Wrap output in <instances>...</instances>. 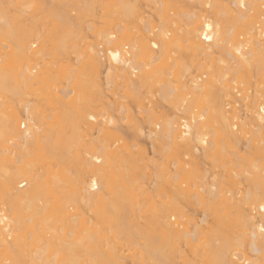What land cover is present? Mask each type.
<instances>
[{
	"label": "bare ground",
	"instance_id": "6f19581e",
	"mask_svg": "<svg viewBox=\"0 0 264 264\" xmlns=\"http://www.w3.org/2000/svg\"><path fill=\"white\" fill-rule=\"evenodd\" d=\"M10 1L12 2L11 4H13V1H15V0H10ZM88 1H91V0H88ZM100 1H101L100 6L102 8L108 7V9H109V7H111V9L109 11L114 16V20H115V18L117 20V21L113 22V25L111 27L112 32L109 30V32L106 31L107 33H103L104 34L103 38L100 37L102 40L99 39V40H101V42L99 41L100 43H98L99 45L100 44L103 45L105 43V45L107 47L109 46L105 50L103 47V48H101L102 49L101 51L98 50V52H97V58L101 61L100 62L98 60V62L100 64V69L102 66H105V71H104L105 74L103 75L104 78L102 80L105 79L104 85L107 88V90L113 92V94H114L117 91L114 92L113 89L116 87L115 90H117L119 87V88H121V89H118L120 91L123 90L126 92H134V93L137 92V93H139L138 91H141V89L143 87L144 88L152 87V86H150V84L151 85L154 84V83H152L153 81L154 82H157V80L162 81L163 79L165 80L166 78H168L170 76V77H172V79L174 78L177 81H179L181 86L180 87L178 86V88L176 87L178 89V91L176 92L177 89L176 88H175L176 90L174 89L175 86L173 85L174 86L173 87L171 85L172 82H170V80L168 78L167 80H165L164 84L161 83L162 85H164L163 87H165V86L168 87V89L166 91L167 93L162 92V91H164L163 89H161V91L158 90L159 91L158 92L159 100L161 98V101H163V100L167 101L166 98H168V95L174 97L175 96L174 94L177 93V95H178V92L181 90L182 93L179 92V95H178L180 97H178L176 95L179 99L180 98L181 99L179 100L177 98L179 100V102H177V103H179V104H178V106L174 107L175 108L174 112L175 113L179 112L180 115L182 114L183 116H184V114H185V116L187 114L189 116V117H187V119L188 118L189 119L188 120L182 119L181 116H178L177 114L172 113L173 114L172 117H170L169 119L167 118L166 121L164 119L165 122L162 121V122H164L163 123L164 130L162 132V129H163L161 127L162 122L160 121L161 122L160 123L158 120H156L157 113L155 112V114H156L155 115L153 112L154 110H152V108H154L155 106L152 107L151 105L150 106L152 108H150V106L147 107L145 105H141V107L139 108V110L136 114H134V113L129 114V112L132 110H130L129 112L128 111H122L121 113L123 116L122 115L120 116L119 115L120 113L117 114V112L115 111L116 112L115 115L117 114L116 116H118L117 117L118 119H114V117H112L113 113L110 114V115H112V116H110L109 114L107 115L106 113L101 112L103 114L102 115L100 113V115H102V118H100L101 120L99 119V121H97V118H95L96 116L92 115L93 113L92 114L90 113L89 115L86 114L88 116H86L87 118L84 120L88 126H91L90 128H92L94 124H97V128L94 129L95 133L97 135L100 133H101V136H102V133H103V136L105 134H106V136L108 134H110V135L111 134L113 135L114 133L117 134L121 129V126L119 123H122L121 121H123V120H126L128 125L133 124L132 125L133 130L137 131V134L139 133V135H140L143 133L142 132V125H139L140 120L137 119V116L139 114H140L139 116H141V115L143 116V114L144 115L146 114L147 117L146 116L143 117L144 120L146 119V122L144 121V123L145 124L148 123L147 124L148 127L149 126L153 127L152 129L149 127L148 130L150 129V131H148V134H146L147 138L151 142L152 149L155 148L154 142H157V141L159 142V140H161L162 144L164 142V146H163V148L161 146V148L165 152L172 149L171 148L172 146H174V148L177 149L178 146H175V145H177L179 142V144L181 143V145L183 144V146H182V148L180 147L181 149L179 151L178 150L177 151L179 152L180 156L182 155V158H183V156L188 158L187 157L188 154H190V156H192V157L193 156L198 157L199 155L200 156L203 155L205 158H208L207 154L209 156H211L212 155V154H210L211 150L213 153V151H215L217 149V147H218L217 145H219L220 142H223L224 145L225 144L226 145L228 144V146L231 145L229 147H232L233 152H234V156L235 157L239 156V157H236L235 161L241 162V160H237V159H240L242 157V156L240 157V155H239L240 152L239 153L237 152L238 153L237 154V153H235V151H237L241 148H242L241 150L244 151L243 148L246 149L248 147L250 149V146L251 147H253L254 145L257 146L256 143L258 144L260 141L259 144H261V147H259V146H257V147H258V149L261 148L260 149V151H262L261 154L264 153V138H263L262 134H260V133L264 132L262 129V128H264V92L262 91V90H264V88H262L260 90V87L257 86V85L260 86L261 85L260 83H258L256 86L254 85L255 86L254 90H256L258 93L261 92L260 94L255 95L257 92L254 91L253 94L256 92L254 94L256 97L252 96L253 94L249 93L250 91L247 93L241 94L242 89H241L240 85L242 83H241V81H237L238 79H241V76L246 78L244 76V74H246V76H248V77H252V74H253L256 77L255 80L252 78L254 80V84L257 83V81H256L257 77H258V79H264V0H228L227 3L224 2L225 6L221 4L222 1H220V0H219L220 1L219 4H221V6L218 5L216 3V1L211 2L209 0H170V2H172L173 4H176V5H173V8L177 9L176 13H178V14L173 13V15H176L177 17L179 16L178 18L174 19L175 17L172 18V16L170 17V15H168L169 13L164 12L166 15H168L170 20L168 19V17L166 15H164V17L161 15H158V17L156 18L157 19L156 25L153 24L154 26H152L151 25L152 23L150 24V23H147L145 21H142V23L143 22L144 23L141 26L139 25V28H135V27L131 28L130 26L127 27V25H126V23L128 22V19L132 15V13L130 12V10H132V9H130L131 5H129V3L127 4V1L126 2L124 0H100ZM166 1L168 2V0H166ZM85 2H86V0H85ZM170 2H168V3L170 4ZM162 3H163V1L160 0L159 5L157 4L158 7H160V9L162 7L161 6ZM7 4H8V2L6 0H0V36L5 38L6 39L5 41H7V42H5L6 44L2 43V45L7 50H10V49L12 50V48H13L12 52L3 51L2 49L0 51V200H1L0 201L1 202V206H0V248L2 249V251L0 250L1 251L0 252V264H63L64 262L61 263L62 261L57 257V255H51L53 253H50V252H49L50 254H48V250H46L44 247L43 248L42 247L41 248L35 247L34 249L29 250V251L24 250V246L27 243L26 240L33 239L34 238L33 235H34L35 231L40 226H44V224L47 223L48 220L49 221L52 220V221L48 222L49 226L50 225L53 226L54 224L57 225L59 223L58 227L60 229H61V226H64L66 224H68V225L72 224L71 229L76 228L78 225L84 224V222H86V224H90L91 223L90 218H87L86 220L83 219L84 220L83 222L80 220L81 222H79L78 221L79 216H77V214H74L73 212L71 213L70 204H72V203L78 204L79 202L85 203V205H88V206L95 205V203L101 204L100 197L102 198L105 195V194L103 195L101 190L104 189V187H107L108 190L111 188H112L111 190H113V187L116 186L114 184L115 182L114 181L112 182V180H114V179H112L113 171L116 168L120 167V165L121 166H126V165L128 166L129 165L130 168L133 165V167L135 168L136 166L134 164L136 161H138V159L141 160V163H143V161H142L141 156L138 159L136 158V161L134 160L135 158H133L134 162L131 161L132 160L131 158H130L131 160H128L129 157H128V159L124 158L125 155L122 157V155L125 153L122 154L119 151V153L122 154V155H119L118 150L116 151L115 148H114L115 149L114 151H112V149L109 150V148H112V147H110L111 145H109V144L103 145V144H101L102 142L100 140H99L100 143L98 141V144H97L99 146H96L97 149H95V150H97V153L95 151L94 152L95 154L89 155L90 153L86 152V150L88 151V149L84 150L85 148H83V147H85V144L83 143L84 141L82 140L84 137L82 136V138H81V136L79 134L80 131L77 134L76 133L73 134L75 131L76 132L78 131V128L75 131H73V130L76 128H73V130H71V131H73V133L71 132V135H70L71 137H68V139L66 141L64 140L66 138H64L62 140L64 143L61 141H60L61 143H58V140H61L60 136L56 135L57 125H59L58 119L60 117H63V116L65 118L67 117V119L70 117V115H69V117L67 116L68 108L70 109V111L73 109V111H75L74 114H76V112H77L76 115L78 116L79 111H76V110H78V109L81 110V106L83 108L84 106L87 105L86 104V102H87L86 97L89 96V92L93 87L89 86L90 81L88 82L83 77V75L81 73H78V71L76 69L72 68L70 70L71 73L68 74V76L65 79L66 83H65L64 87L59 91L61 96L63 95V100H62V98L59 99L58 97L57 98L55 97L56 99H54L55 95L53 93H56V92H52L53 91V90H51L52 87L50 86L51 87L50 88L47 85V79H45V78H47L46 76H48V77L51 76V74L47 75L48 70H45L47 62L44 63L45 65L42 64V62H44V60H45V57L50 56V54H49L50 52L49 51H48V53L43 52L42 49L45 50L44 46H43L44 48H41L40 52L37 51V52H34V54H32L33 52L31 53L29 51L32 47L36 46V45L34 46L35 42L41 41L39 35H36L34 37V39H33L34 41L32 43L29 42L30 43L29 45L26 44L27 46L25 48L23 47L24 44L21 45V43L19 41L20 39L19 38L17 39L15 37L16 36L15 33L16 32H23V31L20 30L21 28L17 29V28L10 26V24L6 21V18L2 15L7 10V8H5ZM213 4H214V9H215L214 12L215 13L212 11V7H213L212 5ZM216 4H217V6H215ZM128 5L130 7H128ZM218 7L219 8L222 7V9L220 8V10H219ZM152 8H154V7H152ZM160 9H158V10H160ZM151 10H153V9H151ZM170 10H172V8ZM153 12L154 11H152V13ZM174 12H175V10H174ZM224 13L225 14L228 13L226 15L230 16V17L228 16V18H230L229 19L230 21H234V19H235V21L233 22V25L236 22L235 24L236 25L238 24L239 27L241 26V28L242 27H244V29L246 28L247 31L245 34L242 33L243 34L242 35L240 33L243 37L245 35V39H243V37L241 38L239 33H238V36L236 35L237 33L233 34L235 27L232 26L229 29L228 28L226 29V27L224 26L226 23L223 24V22H225V21H222L223 17L224 18L227 17V16L225 17ZM252 13L255 14V17H252ZM140 14L141 13H139V15ZM61 15H63V14H61ZM134 15H136V18H138L137 14H135V12H134ZM128 16H129V18H128ZM147 16H150V15H147ZM165 16H166V18H165ZM140 17L143 18L142 15H140ZM231 17L232 18L234 17V18L232 19ZM68 18L69 17H67V19ZM136 18H134V19H136ZM148 18H146V19H148ZM250 18H252L253 21ZM56 19L57 20L59 19V21H61V22L63 20V18H56ZM166 21L168 22L167 25L170 23L171 24L169 26L165 25ZM148 22H150V21H148ZM62 23H61V25H62ZM129 23H130V21H129ZM58 24H60V23H58ZM178 24H180V25H178ZM256 24H259V25H256ZM61 25H60V27H61ZM88 29H90V27ZM132 32H133V34L134 33L137 34V32H140V34L136 35L134 37L133 35L131 36ZM175 32H177L176 33L177 35L174 34ZM148 33H151L152 35L150 36V34H149V36H148L147 35ZM180 33L184 34V37L185 36L187 37V38L185 37L183 40L187 39L186 42H188V44H189V46L187 44V47H190V50L194 53V54L191 53V54H193L192 57L195 56L196 59H197V57L200 58L199 60H197V61L195 60L193 62L195 65L193 70L191 68H187V67H189V66H186L187 63H186V65L184 63H181V64L179 63V65H178L176 63L177 62L176 59L174 61H172V59H171L170 63L167 62V59H168L167 56L169 55L168 53L171 52L170 49L174 45H176L175 42L179 38H181ZM174 35H176V36H174ZM128 39H129V41H128ZM181 39H179V40L182 42L183 40H181ZM46 42H47V40H46ZM102 42H104V43H102ZM125 42L126 43L129 42L130 45L128 47H126L127 45ZM37 43H39V42H37ZM40 43H42V42H40ZM43 43H44V41H43ZM247 44L249 46H247ZM99 47H102V46L100 45ZM129 47H130V51H125ZM28 51L30 52V55H28V53H29ZM46 51H47V48H46ZM103 51H104V53H103ZM15 55H18L21 57V58H18L17 61L21 62L20 59L23 60L21 63L18 62V65H14V62L16 60L13 61V58ZM102 56L104 58H102ZM171 56L172 55H170V57ZM189 56H190V54H189ZM162 57H163V59H161ZM164 57H166V59ZM30 58L31 59L35 58V61L38 60L39 62L33 63L34 67H30L29 66V62L31 61ZM47 59H50V58H47ZM75 60H77L76 62H78V58ZM39 63H40V65H39ZM183 64L185 65V68H184ZM180 65H182V66H180ZM190 67H193V65ZM52 68H53V66H52ZM33 69H36V70L38 69L39 71H36V73H35L34 72L35 70L32 71ZM14 71H16L17 75H14L15 74ZM100 72H101V70H100ZM193 72H194V74H193ZM136 74L138 76H136ZM132 76L136 80L133 79ZM248 77H247V80L250 79ZM17 78H20V80ZM204 79H205V81H204ZM94 81H93V83H95ZM248 81H250V80H248ZM250 82H249V84H250ZM115 83H117V84H115ZM235 84H237L236 86L238 87V89L235 86ZM95 85H97V83ZM113 86H115V87H113ZM90 87H91V89H90ZM160 87H161V85H160ZM263 87H264V85H263ZM111 88H112V90H111ZM152 88H151V90H152ZM252 88H253V86H252ZM157 89H159V88H157ZM150 92H152V91H150ZM150 92H149V94H150ZM154 92H156V90ZM165 93L167 94V96ZM239 93L241 95H239ZM155 94H154V97H155ZM119 95H118V97H120ZM144 95H146V93ZM150 95H152V94H150ZM115 96H117V95L115 94ZM124 96H126V95H124ZM164 96H166V97H164ZM200 96L201 97L204 96L206 98L207 97L212 98V97L216 96V98L218 97L217 98L218 99L217 100L218 105L214 107V106H212L213 105L212 104V105H210V107L209 106L204 107L206 103L204 105H203V103L204 102L208 103V101H206L205 100L206 98H205L204 102L203 103L201 102L204 108L201 110L200 113H197V115H196V113L195 114L192 113V110L193 109L195 110V107H196L195 105H198L200 103V102H198L200 100L199 99ZM111 97H113V96H111ZM123 97L121 96V98H123ZM137 97H139V95ZM137 97L135 96L134 98H137ZM146 97H147V95H146ZM51 98L54 99V101H55L54 104H57V105H54V106H56V108L51 107L52 109H50V114H53L55 111L57 112V109L60 112H58L56 114L54 113L53 115L49 114L47 116H45L46 115L45 114L44 117H42L43 115L40 114L37 110L38 107L36 108V106H35V104H36L35 101L38 102V101H42V99H43V100H46L47 104H48V103H50V101L53 102V99L51 100ZM197 98L199 100H197ZM47 99L49 100V102ZM123 99H126V98L124 97ZM64 100H66V102ZM141 100H143V99H141ZM147 100H148V98H147ZM114 101H116V100H114ZM135 102L137 103V100ZM141 102L142 101H139V103H141ZM155 102H153V103H155ZM19 103L21 104V105H19L20 109L18 107V110L16 108V109H14L16 111H14L12 109V105L15 106V105H18ZM108 104H111V103L109 102ZM108 104H107V106H109ZM111 106H109V108H111ZM120 106H122V105H120ZM123 106H125L124 103H123ZM137 106H138V104H137ZM66 109H67V114H66ZM106 109H108V108H106ZM120 110H122V108ZM127 110H129V108ZM110 111H112V110H110ZM127 112H128V114H127ZM64 113L66 114V116L64 115ZM58 114L60 115V117ZM74 114L72 113L73 116H74ZM81 114L82 113H80V115ZM72 115L70 118H72ZM179 118H181V119H179ZM183 118H185V117H183ZM138 120H139V122H138ZM72 121H73V119H72ZM94 121L95 122L97 121V122L95 123ZM141 121H143V120H141ZM156 121H157V123H156ZM69 122H71V119L69 120ZM81 122H83V121L81 120ZM92 122H94V124ZM127 123H126V125H127ZM142 123L143 122H141V124ZM42 126L43 127L45 126V128L43 129ZM155 127L158 130L161 128L162 133H159ZM214 127H216L217 129H215V130H218V131H215ZM203 129H206L207 132L211 131V137L212 136L214 137L213 141L207 140V138H206L207 135L205 132L202 131ZM92 130H91V132H92ZM46 131L49 132L47 135H45ZM216 132L217 133L219 132V134H216ZM137 134H135V135H137ZM257 134H259L262 137L256 136ZM57 136L60 139H58ZM86 136H88V135H86ZM254 136L258 137V139L260 138V140H258L256 138L257 141L255 143H253L254 144L253 145V144H251L252 141L256 140V139L252 140V137L254 138ZM89 137H90V135H89ZM111 137L112 136H110V138ZM112 138L114 139V137H112ZM161 138H163V139H161ZM261 138H263V139H261ZM208 139H209V137H208ZM108 140H110V139H108ZM158 142L155 143V145L158 144ZM85 143H87V142H85ZM213 143H214V145H213ZM115 144H116V142H115ZM118 144L116 145V147L118 146ZM59 145H60V147H59ZM112 146H114V142H113ZM255 146H254V148L256 150H258ZM57 147L61 148L60 152H58L59 154L62 153L60 156L57 153L53 152L54 148L56 149ZM131 147H128V149ZM159 147H160V144H159ZM213 147H215V148H213ZM157 149L160 151L159 148H157ZM41 150H46V152L48 153V156H50V157L53 156V157H51L53 159L54 158L56 159L58 157L57 159H59V160H57V159L56 160L58 161V163H60V164L62 163L63 165H64V158H65V165L64 166H66V167H68L70 165L69 163L71 161L69 162V160H73L74 162H71V163L72 164L74 163L73 164L74 166L70 165V167L72 168V166L73 167L76 166L78 168V165L79 166L82 165V163L80 164V160L82 159L81 161L83 162V165H85L84 166L85 168L82 167L83 166L82 165L79 167V169L82 170V168H84L82 171H83V173H85L84 174L85 177H83V176L82 177L85 179L84 180L81 179L82 180L81 181L80 179L77 180V177H75L76 180H75V178H73L74 181L71 180V182H70L69 177H71V176H70L69 169L65 170V171H67L66 174H64L60 170L50 169L48 174L46 173L47 178L45 176L46 180H43V181H45L43 183V181H40V180H42L40 178L41 177L43 178V176L38 177L37 176L38 173L36 175V169H34L33 166L30 165L32 163V160L34 158L38 157V154ZM122 150L123 149H121V151ZM252 150H250V151H252ZM260 151L256 152V154L259 153V155H257V156H259L257 159H261L260 157L264 156V155L263 156L260 155ZM79 152H81L80 154H83L82 158L80 157ZM152 152L154 154L157 151L156 152L152 151ZM165 152L162 153V155H164ZM181 152H183V153H181ZM247 152H249V150H247ZM228 153L230 156L229 151H228ZM71 154L74 156L72 157ZM69 155L73 159H71V157L69 159V157H68ZM86 155H87V157H86ZM140 155H143L144 156V157L142 156L143 159H146L145 153H143V154L141 153ZM246 155H248V153ZM249 155H250V153H249ZM65 156L68 158V160ZM119 156L126 159V160L122 159V161H121L119 159L120 160L119 161L117 159V157H119ZM245 156H243V157H245ZM204 157H202V158L205 159ZM231 157H233V156H231ZM235 157H233V158H235ZM226 158H227V154H226ZM61 159L63 161H61ZM116 159L119 161L118 162L119 164L116 163L117 162ZM169 159H170V157H169ZM228 159H230V158H228ZM179 160H180V158H179ZM112 162H115V164H118L119 166H117L115 168L113 166L114 163L112 164ZM131 162H133L132 165H131ZM170 162H171V160H170ZM184 162L185 161L183 160V164H184ZM230 162L233 163L234 160L232 159L231 161L228 162V164ZM240 162H234V163H236V165L237 164L239 165ZM193 163H195V162H193ZM170 164L173 165V167H170V168L174 169L175 171H174V173H172V174H174V176L171 177L173 179V181L171 180L170 177H168V176H167L168 178L166 177L167 180L170 178L169 180L172 181V182H170L168 180L170 183H167V184L170 186L171 183H173V185H174V183L177 182V184H176L177 186L174 185L175 187L171 184V186L174 187L173 191L177 194H175L174 197L172 196L173 198L171 199L172 200L171 202H168V203L161 202L163 206H162V212L160 214H162V215L159 214L160 216H157L158 218H156V220L158 222L157 228H156V230L152 231V233L149 234V236L147 237L148 238V240H147L148 252H151V255H154L156 257V260L158 261V263L159 264L165 263L164 259H168L167 255L169 253L173 254V255L177 254V253H175L177 248L175 249V247H174L177 244L178 245L181 243L182 244H190V243L193 244V242H195L196 244L194 243L193 245H195V247H197L196 245H199V243H200L199 242L200 237L202 238V236L204 235V233L202 235V233L200 231L201 230L200 224L206 225L207 217H209L208 216L209 214L211 215V213H210L211 209H215V211H217L218 209H216V207L217 208L221 207L222 210L225 212V215H223V216L229 217V218L232 217L230 219L232 221H236L237 218L233 217V216H235L236 213L238 215V213L241 212V213H239L240 215H243V216L239 215L241 217V219H243L244 213H245V217H244L245 219L243 220L244 221L243 224L245 226L243 225V227L246 230L242 227L244 229V231L241 232L242 233L241 236L242 237L244 236L243 238H245V234H246L247 235L246 237L248 239L247 238L243 239L242 237H238V238L236 237V240H234L235 244L233 242H232V244H231V242H230V244H228L229 239H227L228 242L226 241V237L228 234L227 235L224 234L226 237H224V235H223V237L225 239L222 237L224 239V242L223 243L219 242V243H221L220 246L222 248L227 249L228 247H230V246L232 247V245H233L234 246L233 248L235 249L234 250L232 248L235 252L234 251H233V253L231 252L230 255H229V253H228L229 251H228L226 253V255L227 254L228 255L225 257V252H222V250H218V247L216 248L217 251L214 252L215 254H213V252H212V250H213V247H212L213 246L212 245L213 234H212V232H209L212 234V237H211L212 239L208 238V241L204 243V246L207 250H209L211 252L210 256L211 257L215 256V258H217L215 260H218V261L221 260L222 263H224V264H238V262H239L238 260H240V262H241L242 257L245 255L246 258L243 257V264H264V166H263L264 164L262 165V168H261V165H259V164L257 166H256V164H254V167L252 165V167H253L252 170H254V168L256 170L252 171L251 169H248V171L244 172V174L242 172L243 175L239 174V172L236 171V168H238L239 166H236L233 164L234 167L230 168V171H233V172L236 171L234 173H236L238 175H236V174L233 175V173L231 174V172L229 171L230 176H228V179L230 180V182L228 179H227V182L230 183L231 188L234 189L233 186H235L236 190L235 191L229 190L230 191L229 192L228 189L225 188L226 189V195H224L225 192H222V190H220L219 188H217L218 190H216V187H219V185L218 186H215V185L220 184V183H216V182L207 183V184L204 183L208 187L206 186L207 189H203V185H202L203 182L199 181L202 184L199 186L197 185V186L198 187L201 186L200 187L202 189V191L200 190L201 192L198 189H197V191L191 192L189 189H187L188 187L186 188V190L183 189L182 185H180V184H182L185 181L183 180V178H178V177L180 176L179 175L180 173L184 172L183 173V175H184L187 172L186 168H184L183 166H180V162L178 160L177 161L174 160ZM183 164H181V165H183ZM186 164H187V161H186ZM188 164L186 165V167L189 166ZM242 164L245 165V163H242ZM64 166H63V168H65ZM156 166H158V165H156ZM161 166H163V164L158 166V170ZM259 166H260V168H259ZM167 167H168V165H167ZM240 167H242V166H240ZM161 168H163V167H161ZM246 168L247 167H245V169ZM85 169H87V177H86V170ZM131 170L132 169H130V171ZM160 171H163V170H160ZM168 171H166V172H168ZM249 171H250V174H247V172H249ZM154 173H155V178H157L158 173L156 171H154ZM245 174L247 176H245ZM232 175H233V177H231ZM123 176H125V175H123ZM123 176H121L122 179L125 178ZM129 176H130V174L128 175V177ZM235 176H236L238 182L234 181V180H236V178L233 180V178ZM118 177L120 179L119 174H118ZM45 178H43V179H45ZM127 178H126V180H128ZM122 179H120V180H122ZM177 179H178V181H176ZM213 180H214V178H213ZM241 181L243 182L244 185L246 183V185H245L247 187L246 189L244 186L239 187V186H241L240 185ZM121 182L123 183V180ZM48 183H49V188H48ZM68 183L70 185L67 187L68 190L65 191L64 190L66 188L65 184H68ZM120 183H119V185H120ZM213 183H216V184H213ZM235 183H237L239 186L236 185ZM111 184H113V186H111ZM147 185H145V186H147ZM226 185H227V183H226ZM43 186H46L45 187L46 189H44ZM143 186H144V184L142 182V184H140L139 186L134 188V190L137 192V195H139V198H140V196H143L145 194V192L148 190V189H144ZM237 186L239 188H241V192ZM176 187H179V188H177V190H175ZM124 188L127 189L126 186ZM149 188H150V186H149ZM243 188H244V191H243ZM117 189L119 190L120 187H116V190ZM125 189H124V191H126ZM108 190L107 191L104 190V191H106V194H107L106 196H109V193L111 192V190H109V193H108ZM170 190H171V188H170ZM178 190H179V192H176ZM113 191H115V190H113ZM100 192H101V195H99ZM174 192H172V194H174ZM235 192H236V194H235ZM128 193H130V192H128ZM189 193H191V194H189ZM222 193H224V194H222ZM230 193H233L232 196L230 195ZM115 194H117V196H118L119 195L118 191H117V193L115 191ZM121 194H120V199H118L119 197L112 198V199H115L112 201H110L111 199L109 197L104 196L106 199H104V197H103L102 200L104 199L106 201H105V203L103 201V205L107 206V203H108V207H110L109 205L113 204L111 206L114 209L115 208L114 204L117 202V200L118 201L120 200L117 203L121 204V206H123V207H121V206L120 207L123 210H125L124 212H126V210H127L128 214L130 211L131 212L134 211V209H135L134 207H136V206L139 207L140 201L138 203V200H139L138 198H137L138 200L136 199L137 203L133 204L134 202L132 200H134V199L130 200V198H132V197L127 198L128 199V202H127V201H125V199H122ZM165 194H167V193H165ZM227 194H229V196ZM111 195L112 194L110 193V196ZM238 195L239 196L241 195L240 197H242V195H243L242 200L240 198H238L239 197ZM113 196L116 197L115 195H113ZM164 197L168 198L166 195H164ZM236 197H237V199H233ZM107 198H109L110 200L109 199L107 200ZM187 199H189V200H187ZM99 200H100V202H98ZM190 200H191V202L193 201L192 204L193 205L195 204L194 205L195 207L200 206V207H202V210L208 209L209 207H210V209H209L208 215L204 211H202L203 217H201V219H199L200 220L199 223L196 222V224L193 226V228L191 227L192 229H190V231H188L185 227H184L185 229L183 228V224H182L183 216H181L182 214H180L179 217L177 215H178V212L180 209L179 205H181V203H183V201L185 203L190 204ZM186 201H189V202H186ZM247 203H248L249 207L247 205H245ZM103 205L101 204V207ZM204 206H205V208H204ZM218 206H220V207H218ZM112 207H110V208H112ZM206 207H208V208H206ZM244 207H248V209L244 208ZM132 208H134V209H132ZM138 212H140V211L138 210ZM100 213H101V211H100ZM135 213H136V211H135ZM136 214H138V213H136ZM98 215H96V216H98ZM173 215H176L181 220L180 221L178 219L179 223L175 222L176 223L175 226H174L175 223L173 224L171 222L172 220H174V218L172 219ZM211 216H210V218H211ZM139 219H140V217H139ZM215 219H216V217H215ZM241 219H240V221H241ZM51 222L54 224H52ZM215 224H216V222H215ZM210 226H212V225H210ZM235 226H237V224ZM237 228H239V226ZM25 229H28V231L24 232V233H27L26 235L29 234L28 238L25 237L26 236L25 234H24L25 236L23 234H20V233H22L20 231H23ZM232 229L233 228H231V230ZM217 230H219V229H217ZM220 230H222V229H220ZM212 231H213V229H212ZM215 231H216V229L214 230V232ZM17 232H20V233H17ZM238 232H240V231H238ZM16 233H17V235H16ZM70 233H73V232L71 231ZM209 233H206V234H209ZM215 234H218L217 231ZM70 235H72V234H70ZM220 235H221V233H220ZM235 236L236 235L234 233V237ZM239 236H240V234H239ZM219 239H217V240H219ZM246 239H247V241H246ZM203 240H201V242ZM216 243H217V241H216ZM27 245H28V243H27ZM193 245L191 247H193ZM32 246L34 247V245H32ZM230 248H228V250ZM237 248H238V250H237ZM195 249H197V248H195ZM245 249H249L247 251V252H249V255L245 252ZM179 251H180V249H179ZM202 251H206V250H202ZM202 251H200V257L205 256V253L204 252L202 253ZM197 253H199V252H197ZM178 254L181 255V253H178ZM216 254L218 256H216ZM154 256H152V257H154ZM237 257H239V258L236 259ZM232 258L234 260H232ZM86 260H82V261H86ZM122 260H124V259H122ZM151 260L153 261V259H151ZM156 260H154L153 262L155 263ZM235 260H236V262H234ZM65 264H67V263H65ZM81 264H84V263H81ZM123 264H125V263H123Z\"/></svg>",
	"mask_w": 264,
	"mask_h": 264
},
{
	"label": "rangeland",
	"instance_id": "374dc122",
	"mask_svg": "<svg viewBox=\"0 0 264 264\" xmlns=\"http://www.w3.org/2000/svg\"><path fill=\"white\" fill-rule=\"evenodd\" d=\"M6 1L8 2V4L5 7V8H7V10L2 15L6 18V21L10 24V26H12L14 28H17V29H20L21 28L20 30L23 31V32H16L15 33V35H16L15 37L17 39L18 38L20 39L19 41H20L21 45L24 44L23 47L25 48L27 45L30 44L29 42L32 43L34 41L33 39H34V37L36 35H39L41 41H37L39 43L35 42L34 43V46L35 45L36 46L35 47H32L29 51L31 53L33 52L32 54H34V52H37V51L40 52L41 48H44L45 47V50L42 49V51L43 52H47V53H48V51L50 52L49 53L50 56L45 57V60H44V62H42V64H44V63L47 62L46 69L45 70H48L47 75L48 74L49 75L51 74V76H49V77L46 76L47 78H45V79H47V85L49 87L50 86L52 87V89H51V90H53L52 92H56V93H53L55 95L54 96V99H56L58 97L59 99L62 98V100H63V95L61 96V94H60L59 91L64 87V85L66 83L65 82L66 81L65 79L68 76V74L71 73L70 70L72 68L76 69L78 71V73H81L83 75V77L88 82L90 81L89 82V86H92L93 87L92 89L90 87L91 90L89 92V96L86 97V101H87L86 104L87 105L83 107L84 109L81 106V110L80 109L76 110V111H79L78 112L79 113L78 116L76 115L77 112H76V114H74L75 111H73V109L70 111V109L67 107L68 108V114H67V109H66L67 116L69 117V115H70V117H71L72 113L74 114V116L72 115V118L69 117L71 119V122H69V120H70L69 118L67 119V117L65 118L64 116L63 117H60V115H59L60 113L58 114L60 118L58 119L59 120V125H57V131H56L57 133H56V135L60 136V138H61V140H58V143L63 142L62 140L64 138H66V139H64L66 141L68 139V137H71L70 136L71 135V132L73 133V131L77 130V128H78V131L77 132L75 131L73 134H75V133L77 134L80 131L79 134H80L81 138H82V136L84 137L82 140L84 141L83 143L85 144V147H83V148H85L84 150L88 149V151L86 150V152H89L90 153V154L88 153L89 155L95 154L94 153L95 151L97 153V150H95V149H97L96 146H99L97 144H98V141L100 140L102 142L101 144H103V145H108V144L111 145L110 147H112V148H109V150L112 149V151H114L116 149V151L118 150V153H119V151L122 154L125 153L123 155L119 153V155H122V157L125 155L124 158H127V159L129 157L128 160H131L132 159L131 161L134 162V160L136 161V158L138 159L141 156L142 161H143V163H141V160L138 159V161H136L135 164H134L136 166L135 168L132 165L133 162H131V165H132V166L130 165L131 168L129 167V165L128 166L127 165L126 166H121L120 165V167L116 168L117 166H119L118 165L119 164L118 162L120 160L122 161V159H124V158H122L120 156L117 157L118 160L120 159L119 161L116 159L117 162L115 161L118 164H115V162H112V164L114 163L113 166L116 168V169L114 168L115 169L114 171L112 170L113 171V173H112L113 174L112 175L113 176L112 179H114V180H112V182L114 181L115 182L114 184L116 185V186L114 185L115 187H113V190H115L116 193L118 191V194L119 195L117 196V194H115V191L111 190L112 188L109 189V190H111V192H110L112 194L111 196H110V193H109V190H108L107 187H104V189L101 190V192L103 193V195L105 194L104 195L105 197H109L111 199L110 200L109 198H107V200L109 199L110 201L115 200V199H112V198L119 197L118 199H120V194L121 193H122L121 194L122 199H125V201H127V202H128V199L127 198H129V197H132V198H130V200L131 199H134V200H132L134 202L133 204L137 203V200L139 199L138 200V203L140 201V203H139L140 204L139 205L140 208L138 206H136V207H134L135 209L132 208V209H134V211H132V212L130 211L129 214H128L127 210H126L127 213L124 212L125 210H123L121 208L123 206H121V204H118L117 203L120 200L118 201L116 199L117 200V202H116L117 204L115 203L114 205H115V208L116 207L117 208L116 209L114 208L115 209L114 210L113 207L111 206L113 204H110L109 205L112 208L108 207V203H107V206H104L103 205V201H104V203L106 201V200H104L106 198L103 195H102L104 197L103 200H102L103 197L102 198L100 197L101 204L103 205L102 207H101V204H99V203H95V205H91V206L85 205V203H81V202H79L78 204H73L72 203V204H70L71 213L73 212L74 214H77V216H79V218H78L79 219L78 220L79 222H81V221L83 222L87 218H90V222H91L90 224H86V222H84V224L78 225L74 229H71V225L72 224H69V225L66 224L64 226H61L60 225L61 226V229H62L61 230L58 227L59 226L58 225L59 223L57 225H55L54 223L51 222L54 225L53 226L52 225L49 226L48 225V222H50L52 220H50V221L48 220L47 223L44 224V226H40L35 231V233L33 235L34 236L33 239L26 240V242L28 243V245L26 243V245L24 246V250H26V251L28 250L29 251V250L34 249L35 247H37V248H41V247L43 248L44 247L46 250H48V254L53 253L51 255H57V257L62 261L61 263L64 262L63 264H65V263H67V264H73L74 262H75L74 264H81V263H84V264H123V263H125V264H150V263L151 264H159L158 261L156 260V257L154 255H151V252H148V249H147V240H148V238L147 237L149 236V234L152 233V231L156 230V228H157L158 222H157L156 218H158L157 216L162 215V214H160L162 212V206H163L161 202H163V203L164 202H166V203L171 202L172 201L171 199L174 197L175 194H177V193H175L173 191L174 190V187H175L174 185H176L177 182H175L174 185H173V183H171L174 187H172L171 184H170V186L167 184V183H170V182L173 181V179L171 177L174 176V174H172V173H174V171H175L174 169H171L170 168V167H173V165L170 164L171 162H173L174 160H176V161L178 160L180 162V166H183L187 170V172L184 175H183V173H184L183 172V173H180L179 174L180 176L178 177V178H183V180L185 181L182 184H180V185H182L183 189L186 190V188L188 187L187 189H189L191 192L197 191V189L199 191L200 190L202 191V189L200 188L201 186L198 187L199 185L202 184L199 181L203 182V184H202L203 185V189H207V187H208L204 183L207 184V183L216 182V183H220V184L215 185V186H218L219 185V187H216V190H218L217 188H219L220 190H222V192H225V194L222 193L224 195H226V189L225 188H227L228 191L229 190H233V191L236 190V187L235 186L232 185L234 187V189L230 187V183H229L230 180L228 179V176H230V172H231V174L233 173V175L236 174V173H234L236 171H238L239 174H242V172L244 174V172L248 171V169H251L252 170V168L254 167V164H256V166L259 164V165H261V168H262V165L264 164V159H263L264 158V156H263L264 153L261 154V152H262V151H260L261 148L258 149V147H257V146L261 147V144H259L260 141H259L258 144L256 143L257 146H255L253 143H255L257 141L258 137H262L263 136V138H264V135H263L264 132L263 133H260V134H262V136H260L259 134H257L256 136H258V137H255V136H254V138L252 137V140H254L256 138L257 139L254 140V141H252V143H251V144H253L260 151V155H262L263 157H260L261 159H257L259 157V156H257V155H259V153L256 154V152H259V151L256 150L254 148V146L251 147L249 145L250 146V149H249V147L246 148L247 150H249V152H247V150L245 148H243L244 151L241 150L242 148L239 149V150H237V151H235V153H237V152L239 153L240 152L239 155H240V157L241 156L242 157L240 159H237V160H241V162L240 161H235L236 160V157H239V156H236V157L234 156V152H233L232 147H229L231 145H229V146H228V144L227 145L226 144L224 145L223 142H220L219 145L216 144L218 146L217 149L215 151H213V153H212V150H211V153L210 152L209 153L212 154V155L209 156L207 154L208 158H205L203 155H201L205 159H203L200 155L198 157L197 156L196 157L195 156L192 157V156H190V154H188V156H187L188 158H186L185 156H183V158H182V155L180 156V154H179L178 151L182 148L183 144L181 145V143L179 144V142H178L177 145H175V146H178L179 148L177 147V149H176V148H174V146H172L171 147L172 149H170L167 152H165V151L162 150V148L164 146V142L162 144L161 143V140H159V142L157 141L158 144H156V145H155V143H157V142H154L155 148L152 149L151 142L147 138V135L146 134H148V131H150V129L148 130V128L150 127L152 129L153 127L152 126H149L148 127V125H147L148 123L147 124L144 123V121L146 122V119L144 120L143 117H145L146 114L145 115L143 114V116L142 115L139 116L140 114L138 116L136 115L137 116V119L140 120V122L138 120L139 125H142V132L143 133L140 134V135H139V133L137 134V131H134L133 130V126H132L133 124L131 123L132 125H130V124L128 125V123H127L126 120H123V121H121L122 123H119L120 126H121V129H120V131L117 134H115V133L113 135L112 134L111 135L108 134L106 136V134L104 133L105 135L103 136V133H102V136H101V133H100V134L97 135L95 133V130H94V129L97 128V124H94L95 121L92 122L94 125H93L92 128H90L91 126H88L85 123V120H84V119L87 118L86 116H88L90 113L91 114L93 113L92 115H95L96 116L95 118H97V121H99V119L102 118V115L103 114L101 112L106 113L107 115L108 114L110 115V114L113 113L112 114L113 116L112 115H110V116L114 117V119H118L117 118L118 116H116V115L120 113L119 115L121 116L122 115V113H121L122 111H128L129 112L130 110H132L133 112L130 111L129 114L130 113L136 114L138 112L139 108L141 107V105H145L147 107L151 105L152 107L155 106L154 107L155 109L152 108L151 106H150V108H152V110H154L153 111L154 114H155V112L157 113V115L155 114L157 116L156 120H158L159 122L160 121L161 122L164 121V119L166 121L167 118L169 119L170 117H172L173 114H177L178 116H181L182 119L188 120L189 118L187 119V117H189V116L187 114H186V116H185V114L183 116L182 114L180 115L179 112L178 113H175L174 112V109H175L174 107L178 106L179 103H177V102H179V100L181 99V98L180 99L178 98V97H180V96H178L179 95V92L182 93L181 90L178 92V95H177V93L174 94L175 95L174 97L168 95V98H166L167 101H165V100L161 101V98L159 100V95H158V92L161 91V89L164 90L162 92H166L167 91L168 87L167 86L163 87L164 85H162V84H164L165 80H167L168 78H169L170 82H172L171 85L172 86L173 85L175 86V87L173 86L174 89L176 87L178 88V86L180 87L181 84L179 83V81H177L174 78H173L174 79L173 80L172 77L169 76L168 78H166L165 80L163 79L162 81H158V80H157V82H154L153 81L152 83H154L155 85L154 84H152V85L150 84V86H152L153 88L150 87V86H149L150 88H147V87L144 88L143 87L141 89V91H138L139 93L136 92L137 94L134 93V92H126V91H123V90L120 91L118 89H121V88H119L118 86H117L118 87L117 90H115L116 87L113 86V87H115L113 89L114 92L117 91L114 94H113V92L107 90V88L104 85L105 84V82H104L105 79L102 80L104 78L103 75L105 74V72H104L105 71V66H102L101 69H100V64L98 62L99 59L97 58V52H98V50L101 51L102 50L101 48L104 47V50H105L109 46L107 47L105 45V43L102 42L104 44L103 45L100 44L102 47H99L100 45L98 43L101 42V40H102L101 38H103V35H104L103 33H107L106 31L109 32V30L112 32L111 27L113 25V22L114 21H117V20H116V18L114 20V16L109 11L111 9V7H109V9H108V7L102 8L100 6L101 5V1L100 0H98L100 3L97 0H91V1L86 0V2H85V0H15V1H13V4H11L12 2L10 0L9 1L6 0ZM124 1L125 2L127 1V4L129 3V5H131V7H132L131 8L128 5V7H130V9H132V10H130V12L132 13V15H131L130 18L128 16L129 19H128V22L126 23L127 27L130 26L131 28H133V27L139 28V25L141 26L144 23V22L142 23V21H145V22L150 23V24L152 23L151 25L154 26L153 24L156 25V23H157V19L156 18L158 17V15H161V16L164 17V15H166L165 13H169L168 15H170V17L172 16V18L175 17L174 19H176V18L179 17V16L177 17L176 15H173V13H176L177 12L176 11L177 9L173 8V5H176V4H173L172 2H170V0H168V2H170V4L166 0H161V1H163L162 5H161L163 8L161 7V9H160V7H158L160 0H135V1L134 0H124ZM209 1H211V2H215L216 1V3L218 5H220V6H221V4L224 5L225 4L224 2H226V3L228 2V0L227 1L226 0H220V1H222V3L219 4V2H220L219 0L218 1L217 0H214V1L213 0H209ZM214 4L212 5L213 6L212 7V11L213 12L215 10L214 9ZM217 4L215 6H217ZM152 7H154V8H152ZM171 8H172L173 11L170 10ZM220 8L222 9V7H220ZM220 8H219V10H220ZM151 9H153V10H151ZM158 9H160V10H158ZM164 9L166 11L167 10L168 11L166 12ZM174 10H175V12H174ZM152 11H154V12L152 13ZM134 12H135V14H137V17L138 18H136V15H134ZM139 13H141L140 15H142L143 18L140 17ZM61 14H63L64 16L61 15ZM146 14L147 15H150V16H147ZM176 14H178V13H176ZM226 14H228V13H226ZM226 14L224 13L225 17L227 16ZM253 14L254 13H252V17H255V14L254 15ZM168 15H166V16L168 17ZM166 16H165V18H166ZM228 16L226 18L223 17V19H222V21H225V22H223V24L226 23L224 26L226 27V29L227 28L229 29L232 26L235 27L234 28V32L235 33L233 32V34H236L237 33L236 35L238 36V33H239L240 37L242 38L243 37L242 36L243 35L242 33L245 34L246 31H247L246 28L244 29V27H242V28H241V26L239 27L238 24L237 25L235 24L236 22L233 25V22L235 21V19H234V21H230L229 20L230 18H228ZM55 17L56 18H63V20H62L63 23L61 21H59V19L57 20ZM67 17H69V18L67 19ZM134 18H136V19H134ZM146 18H148V19H146ZM150 18L151 19L153 18V19L151 20ZM168 19H169V17H168ZM250 19L252 20V18H250ZM129 21H130V23H129ZM148 21H150V22H148ZM58 23H60V24H58ZM61 23H62V25H61ZM165 23H166L165 25H167L168 22L166 21ZM170 24H168L167 26H169ZM180 24H178V25H180ZM60 25H61V27H60ZM256 25H259V24H256ZM89 27H90V29H88ZM176 33L177 32H175L174 34H176ZM18 34L19 35L21 34V35L19 36ZM134 34L132 32L131 36L133 35L135 37L136 35H139L140 32H137V34L136 33H134ZM149 34H150V36L152 35L151 33H148L147 35L149 36ZM176 35H174V36H176ZM185 37H184V34H181V38L182 39L181 38H179V39L183 40ZM99 39H101V40H99ZM243 39H245V35H244ZM5 40H6L5 38H3L2 36H0V51L2 49L3 51L12 52V50H13L12 47H11L12 50L10 48H9L10 50H7V49H5L3 47L2 43L6 44L5 42H7ZM46 40H47V42H46ZM186 40L187 39L183 40L182 42L180 40L178 42L177 41L175 42L176 45H174L170 49L171 52L168 53L169 55L167 56L168 57L167 62L170 63L171 62V59H172V61H174L176 59L177 62L176 61L175 62L178 65H179V63L180 64L181 63H184L186 65V63H187L186 66H189L187 68H191L193 70L194 69V66H195L193 62L195 60L196 61L199 60L200 58L197 57V59H196L195 56L192 57L194 53L190 50V47H187L188 42H186ZM43 41H44V43H43ZM128 41H129V39H128ZM40 42H42V43H40ZM127 43H126V45H127L126 47H128L130 45L129 42H127ZM188 46H189V44H188ZM247 46H249V45L247 44ZM46 48H47V51H46ZM125 51H130V47L127 50H125ZM30 52L28 53V55H30ZM103 53H104V51H103ZM191 53H193V54H191ZM189 54H190V56H189ZM170 55H172V56L170 57ZM18 58H21V57L18 56V55H15L14 56L13 61L16 60L15 61L16 63L14 62V65H18V62H20V61H17ZM47 58H50V59H47ZM77 58H78V62H76L77 60H75ZM102 58H104V57L102 56ZM164 58L166 59V57H164ZM33 59H31V61L29 62V66L30 67H34V64L33 63H38L39 62L38 60L35 61V58H33ZM161 59H163V57ZM20 60H21V62L23 61L22 59H20ZM191 64L193 65V67H190V66H192ZM39 65H40V63H39ZM185 65H184V68H185ZM52 66H53V68H52ZM180 66H182V65H180ZM100 70H101V72H100ZM32 71H34L36 73V71H39V70L38 69L37 70L36 69H33ZM14 73H15L14 75H17L16 71H14ZM193 74H194V72H193ZM136 76H138V75L136 74ZM244 76L246 78H244V77L241 76V79H238L237 80V81H241V83H242L240 85L241 86V89H242L241 94L247 93L249 91H250L249 93H252L253 94V92L256 91V90H254V87L258 83L261 84L260 86L257 85L258 87H260V90L262 88H264L263 87V85H264V79H258V77H257V79H258V80L256 79L257 83L254 84V80H255L256 77L253 74H252V77H248V76H246V74H244ZM247 77L250 78L248 80H250L251 82L247 80ZM132 78H133V76H132ZM17 79L20 80V78H17ZM133 79H135V78H133ZM93 81L95 83H93ZM204 81H205V79H204ZM249 82H250V84H249ZM96 83H97L98 86L95 85ZM117 83H115V84H117ZM160 85H161V87H160ZM236 85L237 84H235V86ZM252 86H253V88H252ZM151 88H152V90H151ZM157 88H159V89H157ZM237 89H238V87H237ZM111 90H112V88H111ZM155 90H156V92H154ZM150 91H152V92H150ZM177 91H178V89L176 90V92ZM262 91L264 92V90H262ZM149 92L152 95H150ZM145 93H146L147 97H146V95H144ZM260 93L261 92H259V93L257 92L255 95L260 94ZM115 94L117 96H115ZM154 94H155V97H154ZM241 94L239 93V95H241ZM254 94L252 96H255ZM118 95L120 97H118ZM124 95H126V96H124ZM138 95H139V97H137ZM111 96H113V97H111ZM121 96L122 97L124 96L126 99H123L124 97L121 98ZM135 96L137 98H134ZM166 96H167V94H166ZM166 96H164V97H166ZM147 98H148L149 101L147 100ZM198 98H197V100L200 99L198 101L200 103L199 104L197 103L198 105H195L196 106L195 107V110L194 109L192 110V113H194V114L196 113V115H197V113H200L201 110L204 107H206V106H209L210 107V105L213 104L212 106L215 107V106L218 105V103H217L218 102L217 101L218 100L217 99L218 97L216 98V96H214L212 98L211 97H207L206 98L204 96H202V97L200 96V98L199 99ZM52 99L53 98H51V100ZM54 99H53V102L50 101V103H48V104H47V101L46 100H43V99H42V101H38V102L35 101L36 104H37V105L35 104V106H36V108L38 107L37 110H38V112L40 114L43 115V116L41 115L42 117H44L45 114H46L45 116L49 115L50 114V109L56 108V106H54V105H57V104H54L55 103ZM141 99H143L144 101L141 100ZM204 99L206 101H208V103L207 102H204ZM114 100H116V101H114ZM134 100L135 101L137 100V103ZM64 101L66 102V100H64ZM139 101H142L141 102L142 104L139 103ZM48 102H49V100H48ZM109 102L111 104H108ZM153 102H155V103H153ZM201 102L202 103L204 102L203 105L206 103L204 107H203V105H202ZM123 103H124V105L127 108L125 106H123ZM104 104L106 106H107V104L109 106H111V105L112 106H111V108H109V106L106 107ZM137 104H138V106H137ZM19 105H21V104L19 103L18 105H15V106L12 105V109L14 110V109L17 108V110H18V107L20 109V106ZM120 105H122V106H120ZM106 108H108V109H106ZM121 108H122V110H120ZM128 108H129V110H127ZM109 109L112 110V111H110ZM14 111H16V110H14ZM115 111L117 112L116 115H115V113H116ZM58 112H60V111L57 109V112L55 111L54 113L56 114ZM128 112H127V114H128ZM80 113H82V114L80 115ZM100 113L102 115H100ZM53 114H50V115H53ZM66 114L64 113L65 116H66ZM86 114H88V115H86ZM183 117H185V118H183ZM72 119H73L74 122L72 121ZM179 119H181V118H179ZM81 120L83 122H81ZM141 120H143V121H141ZM125 122L127 123V125H126ZM141 122H143V123L141 124ZM164 122H162V126L160 125L162 128H163V123ZM156 123H157V121H156ZM42 128L44 129L45 126L44 127L42 126ZM73 128H76V129L73 130ZM215 129H217V128L214 127V130ZM262 129L264 131V128H262ZM71 130H73V131H71ZM91 130H92V132H91ZM163 130H164V128L162 129V132H163ZM157 131L159 133H162L161 132V128L159 130L157 129ZM202 131L205 132L206 135L209 137V139H208V137L206 136L207 140L213 141L214 137L213 136H212L213 138L211 137V131L210 132L209 131L207 132L206 129H203ZM215 131H218V130H215ZM48 133L49 132L46 131V134L45 135H47ZM135 134H137V135H135ZM216 134H219V132L218 133L216 132ZM86 135H88V136H86ZM89 135H90V137H89ZM109 135L112 136V137H114V139L112 137L110 138ZM60 138L58 137V139H60ZM263 138H261V139H263ZM108 139H110V140H108ZM161 139H163V138H161ZM258 140H260V138ZM100 141H99V143H100ZM112 141L114 142V146H112L113 145V142ZM85 142H87V143H85ZM115 142H116V144H115ZM117 144H118V146L116 147ZM159 144H160V147H159ZM213 145H214V143H213ZM161 146H162V148H161ZM59 147H60V145H59ZM59 147H57L56 149L54 148V151L53 152L54 153H57L60 156L62 153L61 154L58 153V152H60V149H61ZM128 147H131V148H129L130 150L128 149ZM157 148H159V149L161 148L160 151ZM213 148H215V147H213ZM121 149H123V150L121 151ZM250 150H252V151H250ZM152 151H155V152L157 151L156 152L157 154L154 153L155 154L154 155ZM228 151L230 152V156H229ZM164 152H165V154L162 155V153H164ZM80 153L81 152H79V154ZM141 153L142 154L145 153V155H146L145 158L146 159H143L144 156L143 155H140ZM181 153H183V152H181ZM247 153H248V155H246ZM249 153H250V155H249ZM226 154H227V158H226ZM82 155L83 154H80V157L81 158L83 157ZM71 156L73 157L74 155L71 154ZM71 156L70 155L68 156L69 159H70ZM231 156H233L235 158H233ZM243 156H245V157H243ZM51 157H53V156H51ZM51 157L48 156V153L46 152V150H41L39 152V154H38V157L37 158H34L32 160V163L30 165L33 166L34 169H36V175L38 173V175H37L38 177L43 176V178H45V176H46V178H47L46 173L48 174V172H49L50 169L60 170L64 174L67 173V171H65V170H68L69 169L70 176H71V177H69L70 182H71V180L74 181L73 178H75V177H77V180H79V179L80 180L81 179L84 180L85 179V178H83V177H85V175H84L85 173H83V171H82L85 168L84 167L85 165H83V162L81 161L82 159L80 160V164L82 163L83 166L82 165H80V166H82L84 168H82V170H80L79 169V167H80L79 165H78V168L76 166H75L76 168L73 167L74 166L73 165L74 163L73 164L71 163V162H74L73 160H69V162L71 161L69 164L70 165H73L72 168H71L68 163H67L69 165L68 167L64 166L65 165V158L64 157H63L64 158V165L62 163L61 164L58 163L57 160H59V159H57L58 158L57 156H56L57 157L56 158L57 160L55 158L53 159ZM72 157H71V159H73ZM86 157H87V155H86ZM169 157H170V159H169ZM178 157L180 158V160H179ZM133 158H135V159L133 160ZM181 158L185 161L184 164H183V160ZM228 158H230L231 160L233 159L234 162H240L241 164L242 163H245V165L244 164L241 165L240 163H239V165L238 164L236 165V163H234V162L233 163L230 162L228 164V162L231 161ZM67 160H68V158H67ZM124 160H126V159H124ZM170 160H171V162H170ZM61 161H63V160L61 159ZM186 161H187V164L189 163L188 164L189 166H187V167H186V165H187L186 164ZM193 162H195V163H193ZM161 163L163 164V166H161L163 168L160 167L159 170H158V166L162 165ZM181 164H183V165H181ZM233 164L236 165V166H239L238 168L235 167L236 168V171H234V172L233 171H230V168L234 167ZM156 165H158V166H156ZM167 165H168V167H167ZM252 165H253V167H252ZM63 166L65 168H63ZM240 166H242V167H240ZM245 167H247V168L245 169ZM259 168H260V166H259ZM130 169H132V170L130 171ZM85 170H86V177H87V169H85ZM160 170H163V171H160ZM255 170L256 169L254 168V170H252V171H255ZM154 171H156L158 173V174L156 173L157 174V178H155ZM166 171H168V172H166ZM250 171L247 172V174H250ZM118 174L120 176V179H122L121 176L125 175V176H123L125 178L122 179L123 180V183L121 182L122 180L119 179ZM129 174H130V176L128 177ZM233 175L231 177H233ZM236 175H238V174H236ZM167 176L170 177L172 181H170L169 180L170 178H169L168 179L170 181L169 182L167 180V178H168ZM245 176H247V175L245 174ZM43 178L41 177L40 179H42V180H40V181L46 180V178L45 179H43ZM126 178L128 180H126ZM213 178H214V180H213ZM235 178H236V176L233 178V180ZM227 179L229 180V182H227ZM75 180H76V178H75ZM176 181H178V179ZM234 181L235 182H238L237 178ZM44 182L45 181H43V183ZM142 182L144 184V186H143L144 189H148L149 191L147 190L145 192V194L143 196H140V198H139V195H137V192L134 190V188H136L137 186H139L140 184H142ZM119 183H120L121 186L119 185ZM216 183H213V184H216ZM226 183H227V185H226ZM241 183H240L241 186H239L237 183H235V184L238 185L239 187H243L244 186L245 189H246L247 188L245 186L246 183H245V185L243 184L242 181H241ZM69 185H70L69 183L68 184H65V186H66V188L64 189L65 191L68 190L67 187ZM145 185H147V186H145ZM111 186H113V184H111ZM125 186L127 187V189L124 188ZM149 186H150V188H149ZM43 187H44V189H46L45 188L46 186H43ZM116 187H120L121 190L120 189L119 190L118 189L116 190ZM48 188H49V183H48ZM170 188H171V190H170ZM177 188H179V187H176L175 190H177ZM124 189L126 191H124ZM239 189H240V192H241V188H239ZM104 190H106V191L108 190L109 196H106L107 194H106V191H104ZM179 190L176 191V192H179ZM127 191L130 192V193H128ZM171 191L174 192V194H172ZM243 191H244V188H243ZM101 192L99 193V195H101ZM236 192H235V194H236ZM165 193H167L168 195L165 194ZM233 193H230V195L232 196ZM163 194L166 195L168 198H165ZM189 194H191V193H189ZM113 195H115L116 197H114ZM227 195L229 196V194H227ZM240 196L238 198H240L242 200L243 195H242V197H240ZM237 197L236 198H233V199H237ZM100 200L98 202H100ZM187 200H189V199H187ZM186 202H189V201H186ZM192 203H193V201L191 202V200H190V204L185 203L183 201V203H181V205H179V208L180 209H179L178 215L176 214L178 217H179L180 214H182L181 216H183V218H182L183 228L185 227L188 231H190V229L193 228V226L196 224V222L199 223V221H200L199 219H201V217H203V212L202 211H204L208 215L209 214V209H210V207L209 208L206 207L208 209H204L205 208V206H204V208H203L204 210H202V207H200V206H196L195 207L194 206L195 204L193 205ZM248 203L245 204V205L248 206ZM0 206H1V202H0ZM218 207H220V206H218ZM248 207H244V208H247L248 209ZM220 208H217L216 207V209H218L219 211L218 210L215 211V209H211L210 210L211 211L210 213H211L212 216L210 214L208 215L209 216V217H207V222L208 223L206 222V225L207 226L200 224V229H201L200 231H201L202 235L204 233V235H203L204 237L201 235L202 238L200 237V241H199L200 243H199V245H196L197 247H195V245H193L195 242H193V244H191V243L190 244H182L181 243L179 245L177 244L176 246H174L175 249L177 248L176 249V252H175V253H177V254H175L176 256L169 253L167 255L169 260L168 259H164L165 263H163V264H174V263L175 264H224V263H222L221 260L220 261L215 260V259H217V258H215V256H212L213 258L210 256L211 255V252L205 248L204 243L207 242L208 241V238H211L212 237V234H213V237L212 238L214 240L211 238L212 241H213L212 242V245H213L212 246L213 247L212 252H213V254H215L214 252L217 251V249H216L217 247H218V250H222V252H225V257L228 255V254L226 255V253L228 251H229L228 252L229 255L231 254V252L233 253V251L235 250L233 248L234 247L233 245H232V247L230 246L231 248L228 247V248H230L228 250V248L227 249L222 248L220 246L221 243H219V242H222L223 243L224 242V239H225L224 237H226L225 235H227V234L228 235L226 237V241H227V239H229V243L228 244H230V242H231V244H232V242L235 244V241L234 240H236V237L237 238L238 237H242L241 236V234H242L241 232H243L244 229H245L243 227V225H244L243 224L244 223L243 220L245 219L244 218L245 217V213H244L243 219H241V217H240V216H243V215H240L239 214L241 212H239L238 215L236 213L235 216H233V217H236L237 219L235 218L236 221H232V220H230L232 217L229 218V217H224L223 216V215H225V212L222 210V208L221 209ZM138 210L140 212H138ZM100 211H101V213H100ZM135 211L138 214H136ZM96 215H98V216H96ZM176 215H173L172 216V219L174 218V220L171 221L173 224L175 222H178L179 223V220L180 219ZM210 216H211V218H210ZM139 217H140V219H139ZM215 217H216V219H215ZM240 219H241V221H240ZM215 222H216V224H215ZM236 224H237V226H235ZM175 225H176V223L174 224V226ZM210 225H212V226H210ZM238 226H239V228H237ZM231 228H233L234 230L233 229L231 230ZM212 229H213V231H212ZM215 229H216V231H217L218 234H215L216 233V231L214 232ZM217 229H219V230H217ZM220 229H222V230H220ZM26 231H28V229H25L23 231H20L22 233H20V232H17V233H20V234H23V235L25 234L26 235L27 233H24ZM71 231L73 233H70ZM238 231H240V232H238ZM209 232H212V234L209 233ZM17 233H16V235H17ZM206 233H209V234H206ZM220 233H221V235H220ZM234 233L236 235L235 237H234ZM238 233L240 234V236H239ZM70 234H72V235H70ZM223 235H224V237H223ZM246 236L247 235L245 234V238H247ZM25 237L28 238L29 237V234L26 235ZM245 238H243V239H245ZM217 239H219V240H217ZM247 239H246V241H247ZM201 240H203V241L201 242ZM216 241H217V243H216ZM32 245H34V247ZM192 245H193V247H191ZM195 248H197V249H195ZM179 249H180V251H179ZM0 250L2 251L1 248H0ZM202 250H206V251H202ZM237 250H238V248H237ZM248 250L249 249H245V252L249 255V252H247ZM200 251H202V253L203 252L205 253V256L204 257H200ZM197 252H199V253H197ZM178 253H181V255L178 254ZM152 256H154V257H152ZM216 256H218V255L216 254ZM243 257L246 258L245 255ZM243 257H242V261H241L242 263L240 262V260H238L239 261L238 264H243ZM238 258L239 257H237L236 259H238ZM122 259H124V260H122ZM151 259H153V261L156 260L155 263ZM82 260H86V261H82ZM232 260H234V259L232 258ZM234 262H236V260Z\"/></svg>",
	"mask_w": 264,
	"mask_h": 264
}]
</instances>
